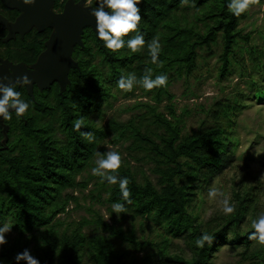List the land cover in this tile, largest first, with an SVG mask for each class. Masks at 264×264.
I'll use <instances>...</instances> for the list:
<instances>
[{
	"label": "trees",
	"instance_id": "16d2710c",
	"mask_svg": "<svg viewBox=\"0 0 264 264\" xmlns=\"http://www.w3.org/2000/svg\"><path fill=\"white\" fill-rule=\"evenodd\" d=\"M67 1L54 0L52 8L63 11ZM72 1H90L112 14L101 19L100 35L92 26L84 28L83 45L77 44L72 53L78 66L70 68L68 81L43 89L35 85L32 93L25 81L4 86L13 108L3 117L0 113V237L10 216L13 222L7 231L17 233L0 247V264H83L85 250L95 264H151L152 255L177 264H209L221 242L249 246L264 237L262 224L241 229L249 210L256 208L246 187L234 190L236 202L220 221L200 220L193 204L196 188L206 187L234 159L230 132L242 101H216L207 112L209 123L183 133L169 90L175 76L191 74L201 50L212 49L220 35V74L230 72L238 39L250 38L238 28L245 12L231 0ZM21 14V9L0 0V16L15 22ZM54 31L49 25L42 30L32 26L8 38L0 20V63L34 64ZM97 56L99 63L94 62ZM118 82L127 83L129 91L140 86L156 103L140 101L135 105L139 112L128 120L112 117L98 126L91 115L102 111ZM255 87L257 100H263L264 86ZM165 98L169 115L158 111ZM108 135L114 143L131 139L129 147L143 151L141 157H133L153 163L156 181H139L126 158V164L108 166L107 173L96 169L100 186L108 191L112 222L101 216L82 218L60 231L58 215L70 201L79 200L64 191L87 186V180L76 177L99 151L110 157L102 144ZM137 218L152 220L162 231L155 238H139ZM124 219L133 226L125 229L120 223ZM93 223L110 234L84 230ZM170 236L184 238L190 256L172 252ZM111 237L127 242L133 254L116 249ZM139 252L144 254L138 257ZM244 253L250 264H264L263 248Z\"/></svg>",
	"mask_w": 264,
	"mask_h": 264
},
{
	"label": "rangeland",
	"instance_id": "374dc122",
	"mask_svg": "<svg viewBox=\"0 0 264 264\" xmlns=\"http://www.w3.org/2000/svg\"><path fill=\"white\" fill-rule=\"evenodd\" d=\"M72 2L73 4L79 3ZM89 3L90 1H82L81 7H87ZM231 3L245 12L239 20L238 28L242 30V34L249 33L250 38L248 41L238 39L230 72L225 76L220 74L219 56L223 49V39L220 35L212 45V49L201 50L202 55L198 58L197 66L191 74L175 76L169 90L174 94L172 102L180 116L183 133L192 132L203 124L209 123L211 118L207 112L215 107L216 101L227 99L233 101L236 97L242 101L236 112L235 126L230 132L232 144L229 150L234 154V159L206 187L196 188L197 193L193 204L200 220L207 221L214 217L220 221L221 217L226 215L236 202L234 190L246 187L250 190V197L256 204V208L249 210L248 216L241 224V229L246 231L252 224L264 226V99L257 100L254 93L255 83L264 86V0H231ZM50 9L54 10L51 6ZM32 26L33 24L30 27ZM56 29L57 27L54 28ZM252 48L256 49L254 54ZM73 60L76 61L74 58ZM99 60L98 56L94 58L95 63H99ZM98 65L103 71L107 70L106 66ZM119 84L118 82L113 85L114 95H111L108 101L103 102L102 111L91 115V120L96 125L104 126L112 117L123 121L128 120L139 112L135 105L140 101L155 105L154 99L146 92L144 93L140 86L129 91L127 83ZM168 103L169 100L166 98L161 101L158 111L169 115L166 108ZM3 105L4 99L0 96V110ZM12 108L13 106L3 110L2 117ZM111 138L112 136L108 135L102 140L106 154L110 157H104L99 151L77 175L76 180H87V186L65 189V193H74L79 200L78 204L70 201L66 211L58 215L59 220L62 221L58 227L60 231L68 228L73 221H79L82 218L96 219L101 216L106 221L112 222L110 203L106 200L108 191L100 186L101 177L96 173V169L107 173L108 166L126 164V158L139 181H144L147 177L156 181V174L151 169L153 163L133 157V155L141 157L143 151L129 147L133 144L131 139L114 143ZM143 220L137 218L134 221V228L139 238H155L156 233L162 231L152 220L147 221L145 218ZM11 222H13V216L7 217L3 223L4 233L0 237V247L17 233L14 230L7 231ZM120 223L125 229L133 226L130 219H124ZM84 230L88 232L95 230L104 235L110 234L96 223L86 226ZM4 235H7L8 239H5ZM170 238L172 252L190 256L191 252L184 238L181 236H170ZM111 239L116 249L127 250L129 254H133V248L127 242L116 237H111ZM257 248L264 249V237L252 241L249 246L232 241L221 242L215 249L209 264H250V260L243 253L245 252L244 254L248 256ZM137 254L141 257L144 253ZM82 262L83 264H95L87 250L82 253ZM151 264L177 263L152 255Z\"/></svg>",
	"mask_w": 264,
	"mask_h": 264
},
{
	"label": "water",
	"instance_id": "95a60500",
	"mask_svg": "<svg viewBox=\"0 0 264 264\" xmlns=\"http://www.w3.org/2000/svg\"><path fill=\"white\" fill-rule=\"evenodd\" d=\"M4 2L7 6L23 11L15 22L0 16L2 26L8 29V38L16 32L23 34L32 24L39 30L47 25L57 29L47 41L46 49L40 54L34 69L22 62L3 60L0 63V96L4 99L1 114L3 110L12 107L5 97V85L10 86L25 79L31 93L34 84L40 89L49 87L55 81L64 85L68 81L70 68L78 66L72 58V53L77 44L83 45L84 28L92 26L97 35H100L101 19L110 18L112 14L109 10L97 9L91 5L82 8V1L73 4L72 0H69L60 12L50 9L54 0H4Z\"/></svg>",
	"mask_w": 264,
	"mask_h": 264
},
{
	"label": "flooded vegetation",
	"instance_id": "af4514ba",
	"mask_svg": "<svg viewBox=\"0 0 264 264\" xmlns=\"http://www.w3.org/2000/svg\"><path fill=\"white\" fill-rule=\"evenodd\" d=\"M39 56H40V55H39ZM38 59H39V57H38ZM38 59H37V61H38ZM37 61H36V62H37ZM36 62H35L34 64H32V65H29V66L26 65L25 63H24V64H25L27 67L34 69V68H35V64H36ZM22 63H23V62H22ZM69 71H70V70H69ZM23 81H25V83H26V80H25V79H22L20 82H17V83H21V82H23ZM17 83H15V84H17ZM13 85H14V84H13ZM26 85H27V84H26ZM35 85H37V84H34L33 86H35ZM5 86H6V85H5ZM10 86H12V85H10ZM37 86H38V85H37ZM4 92H5V91H4ZM5 97H7L6 94H5ZM2 98H3V97H2ZM7 100H8V98H7ZM8 104H9V100H8ZM9 106H12V105L9 104Z\"/></svg>",
	"mask_w": 264,
	"mask_h": 264
}]
</instances>
